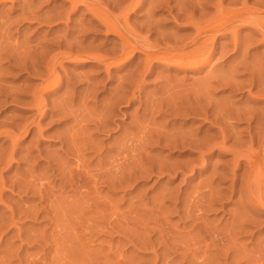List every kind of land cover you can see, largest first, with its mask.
<instances>
[{
	"label": "rangeland",
	"instance_id": "374dc122",
	"mask_svg": "<svg viewBox=\"0 0 264 264\" xmlns=\"http://www.w3.org/2000/svg\"><path fill=\"white\" fill-rule=\"evenodd\" d=\"M0 1V264H264V206L255 204L257 192L243 181L248 167L237 169L238 188L230 193L235 150L211 146L224 125L232 135L228 144L238 138L246 152L249 133L262 128L255 118L264 116V36L257 24L223 25L220 18L241 9L244 18H264V0H188L183 5L192 12L188 17L184 11L176 16V3L186 0H160L167 5L159 6L143 0L128 13L136 32L132 45L158 47H138L128 60L119 57L114 63L55 55L62 38L73 50L120 53V37L106 31L84 5ZM113 1L102 0L103 7L109 9ZM217 19L221 25L212 23ZM196 22L217 26L212 35L203 34L210 40L201 36L213 52L198 70L146 61L144 48L159 56L191 50ZM52 63L58 75L52 79L59 84L36 106L41 74ZM190 93H201L197 104ZM173 98L181 100L174 103L179 110L207 105L216 111H175L168 106ZM194 140L197 145L190 148ZM252 147L262 149L258 141ZM216 231L219 238L212 237ZM226 236H233L230 248L222 245Z\"/></svg>",
	"mask_w": 264,
	"mask_h": 264
},
{
	"label": "bare ground",
	"instance_id": "6f19581e",
	"mask_svg": "<svg viewBox=\"0 0 264 264\" xmlns=\"http://www.w3.org/2000/svg\"><path fill=\"white\" fill-rule=\"evenodd\" d=\"M111 1L112 0H110V4H111ZM118 1V0H117ZM161 1H164V0H161ZM176 1V0H175ZM179 1V0H178ZM187 1L188 0H186L185 2H178V3H176V5L177 4H180L178 7L177 6H175L176 8H174V7H172V9L174 8V9H176V16H180V15H182V14H184V12L185 13H187V14H185L187 17L188 16H191V14H192V12L190 13V11H189V13H188V11L186 12L185 11V7H183V5H185V3L187 4ZM191 1V0H190ZM1 2V1H0ZM70 2H71V6H72V9H76V8H78V7H80V5H84L85 7H86V10L88 11L89 10V12H91L92 14H93V17L95 16L97 19H98V21L102 24V25H104V27H106V31H110L111 33H114V34H116L118 37H120V40L122 41V45H123V47H122V49H121V51H120V53L119 54H115V55H112V56H108V55H105V54H102V53H100V52H98V49L97 50H93L92 49V51H90V50H88L87 51V49H86V51H81V49L80 50H78L77 48H76V50H73L72 48H69V45H67L69 42V40H67L66 41V39H64V38H62V41L60 42V49L56 52V54L55 55H58L59 56V58H62V59H69V58H78V56H80V58H82L81 56H85V57H87L88 59L87 60H91V59H94V60H96V61H99V62H105L106 60H109V59H116V58H119V57H121V58H119L118 60L120 61V60H128L132 55H133V53H134V51H135V49L137 48L138 49V47L139 46H137V45H132V40L135 38V33H134V31H135V29L134 28H132L131 26H130V24H129V22H128V13H129V11H135V10H137L139 7H141L142 6V2H143V0H127V2H126V0H125V2H126V4L123 2L122 4H125V5H123L122 6V4H121V6H118L117 5V3H116V1L114 0L113 1V3L114 4H112V7H110L109 9H107V8H104L103 6V2H102V0H70ZM105 2H107V1H105ZM152 2H156V3H158V4H155V5H162V3H165V2H162V3H160V0H155V1H152ZM168 2V1H167ZM192 2V1H191ZM191 2H189V3H191ZM32 3V2H31ZM151 3V2H150ZM182 3V4H181ZM193 3V2H192ZM106 4V3H105ZM108 4V3H107ZM110 4H108V5H110ZM166 5H167V3H165ZM194 4V3H193ZM193 4H190V5H192L193 6ZM119 5H120V3H119ZM153 4H151V6H152ZM155 5H153V6H155ZM190 5H188V6H190ZM182 6V7H181ZM187 6V5H186ZM29 7H30V5H29ZM117 7H119L120 8V12H119V9H118V11L117 12H119V13H117V14H115L114 13V10L117 8ZM221 7V6H220ZM247 6H245V7H243V10L244 9H246V11H249L247 8H246ZM112 8V9H111ZM115 8V9H114ZM218 8V7H217ZM29 9H31V8H29ZM71 9V8H70ZM187 9V8H186ZM193 10L194 9H196L195 7L194 8H192ZM222 9V8H221ZM117 10V9H116ZM242 10V9H241ZM240 10V11H241ZM73 11V10H72ZM184 11V12H183ZM218 11H223V10H219L218 9ZM236 11V10H235ZM240 11L238 12V10L233 14V15H228V13H227V16L225 15V19H223V18H220V20H224V21H222L223 22V25H225V24H227L228 25V23H231L232 24V22L233 21H241V22H246V21H249V22H252V23H254V24H257V29L256 30H258V32L260 31V33L262 34V36H264V18H254L253 20H252V18H244L243 17V15H241L240 14ZM27 12H29L28 11V9H27ZM27 12H25V13H27ZM31 12V11H30ZM250 12H252V11H250ZM223 13V12H222ZM241 13H244V12H241ZM34 14V13H33ZM58 14V13H57ZM115 14V15H114ZM175 14V13H174ZM224 14H226L225 12H224ZM240 14V15H239ZM27 15V14H26ZM31 15V14H30ZM29 16V15H28ZM27 16V17H28ZM32 16V15H31ZM175 16V15H174ZM50 17H51V15H50ZM59 17V16H58ZM58 17H56V14H55V18L56 19H58ZM94 17V18H95ZM240 17H243L242 19L240 18ZM52 18V17H51ZM54 18V19H55ZM95 18V19H96ZM217 18V17H216ZM59 19H61V18H59ZM215 19V18H214ZM212 20V19H211ZM219 19H217L216 21H213L212 23H217L218 24V21ZM218 21V22H217ZM193 22V21H192ZM221 22V21H220ZM220 22H219V24H220ZM81 23V22H80ZM193 24H196V26H194V28H196L195 29V35L193 36V38H192V43L194 44V47L191 49V50H188V51H184L183 52V50L181 51L180 50V52H178V53H175V51H173L174 52V54H173V52H171L170 54L171 55H166V56H163V54L161 55V56H159V53H158V55H156L157 53H156V51H150V50H147L146 48H144L145 50V54H146V61L148 60V61H152V60H165L166 62H168V61H170V63L172 62V64H174V65H176V66H179V67H184V68H189V69H197V68H200L201 66H203V64H205V62H206V60L208 59V57H210L209 55L210 54H212V53H210V52H213V51H208V46H209V43H208V41H205V40H203V41H200V39H201V36L203 35V34H206L207 36L209 35V34H207L208 32H212V31H214L216 28H217V26L215 27V26H213V25H210V26H208L207 24H208V22H207V24L205 25V26H203V24L201 25L200 23V25H198V23L196 22V23H193ZM217 24H215V25H217ZM231 24H230V26H231ZM77 25V24H76ZM221 25V24H220ZM78 26H81V25H78ZM89 25H87V26H85V28H84V26H82L84 29L83 30H88L89 28H87ZM81 27V28H82ZM236 27V26H235ZM81 28H79L80 30H82ZM79 29H77V30H79ZM82 30V31H83ZM220 30V29H219ZM234 29H232V31H233ZM235 31H236V29H235ZM85 32V31H84ZM218 32V31H217ZM79 33V32H78ZM213 33V32H212ZM212 33H211V35H212ZM215 33V32H214ZM236 33V32H235ZM234 32L232 33L234 36H232V37H234V38H237L236 37V35L237 34H235ZM67 34V33H66ZM82 35H83V33H81ZM78 37V36H77ZM84 37V36H83ZM203 37V39L205 38V35H203L202 36ZM210 37V36H209ZM208 37V38H209ZM216 37V36H215ZM85 38V37H84ZM83 38V39H84ZM208 38H205V39H208ZM234 38H233V40H234ZM74 39H77V38H74ZM143 39V38H142ZM238 39V38H237ZM262 39H264V37H262ZM72 40V39H71ZM70 40V41H71ZM79 40V39H78ZM135 40V39H134ZM208 40H210V39H208ZM213 40V39H212ZM211 40V41H212ZM236 40V39H235ZM234 40V41H235ZM144 41V40H143ZM214 41V40H213ZM212 41V42H213ZM75 42H76V44H80V46H82L81 45V43L80 42H82L81 41V39L79 40V42L77 41V40H75ZM84 42V41H83ZM134 42V41H133ZM141 42V41H140ZM236 42H238V40L236 41ZM235 42V43H236ZM71 43V42H70ZM136 43V42H135ZM178 44H180V43H178ZM189 44V43H188ZM66 45V47H63V46H65ZM143 45V46H142ZM170 45V44H169ZM184 45V44H183ZM141 46L142 47H147V48H151V47H153L151 44H149L148 45V43L146 44V42L144 43H142L141 44ZM149 46H151V47H149ZM213 46H214V43H213ZM212 46V47H213ZM71 47H72V44H71ZM78 47V46H77ZM142 47L140 48V49H142ZM155 48H157L156 46H154ZM168 47V46H167ZM170 47V46H169ZM186 47V46H185ZM189 47H190V45H189ZM63 48V49H62ZM75 48V47H74ZM176 48V47H175ZM236 48H238V47H236ZM0 49H2V48H0ZM151 49H153V48H151ZM171 49V48H170ZM82 50H83V48H82ZM139 50V49H138ZM158 50H160V48L158 49ZM169 50V49H168ZM173 50V49H172ZM178 50V49H177ZM143 51V52H144ZM162 51V50H161ZM167 51V50H166ZM160 52V51H159ZM170 51H168L167 52V54L169 53ZM182 52V53H181ZM32 53V52H31ZM31 53H28V55L29 54H31ZM43 53V52H42ZM41 53V54H42ZM154 53H156V54H154ZM161 53V52H160ZM164 53V52H163ZM1 54V53H0ZM6 54H10V53H7L6 52ZM25 54V53H24ZM33 54V53H32ZM14 55V54H13ZM12 55V56H13ZM22 55V54H21ZM26 55V54H25ZM28 55H26V56H28ZM35 55V54H34ZM54 55V56H55ZM1 56V55H0ZM8 56H10V55H8ZM19 55H17V57H18ZM23 57H25L24 55H22ZM33 56V55H32ZM36 56H38L37 54H36ZM23 57H22V59H23ZM30 57V56H29ZM1 58V57H0ZM35 57H33V59H34ZM40 58V57H39ZM58 57H56V59H55V61H54V64H55V62L57 61V59H59ZM21 59V58H20ZM38 59V58H37ZM41 60V59H40ZM24 61V60H23ZM23 61L22 62H18V63H23ZM38 61V60H37ZM114 62H116V60H114V61H112V63H114ZM118 62V61H117ZM158 62V61H157ZM29 63V62H28ZM35 63H36V61L35 60H32L31 62H30V67H33L34 65H35ZM169 63V62H168ZM167 63V64H168ZM53 63H52V65L51 66H49V65H47L46 66V70H47V72H45V73H47L46 74V76H45V73L42 75L41 74V83L43 84V86H42V88H41V90H39V92L36 94L37 95V97L36 96H34V98H36L35 99V101L37 102V104H36V102H35V104H36V106H39V105H41V103H42V101H43V99H44V97H43V95L45 94V93H48V92H50V91H52V90H54V88H56L57 86H58V84H59V79H52L53 78V75H54V73H55V65H54ZM57 64V63H56ZM149 64V63H148ZM22 65V64H21ZM49 66V67H48ZM198 70V69H197ZM40 73H43V72H40ZM56 75H57V73H55ZM207 74H208V72H207ZM39 76V75H38ZM45 76V77H44ZM58 76V75H57ZM208 76V75H207ZM218 76V75H217ZM254 76H255V73H254ZM253 76V77H254ZM257 76V75H256ZM203 77V76H202ZM201 77V78H202ZM211 77H212V75H211ZM222 77V76H221ZM252 77V78H253ZM56 78H58V77H56ZM208 77H206V79H207ZM213 78V77H212ZM225 78V77H224ZM227 78V77H226ZM251 78V77H250ZM254 78H256V77H254ZM204 79V78H203ZM205 79V80H206ZM209 79V78H208ZM215 79V78H214ZM222 79H223V77H222ZM229 79H231L230 77H229ZM228 79V80H229ZM258 78H256V80H257ZM200 80V79H199ZM219 81H221L220 79H218ZM225 80V79H224ZM231 80H233V81H235V77L234 78H232ZM250 81H252L251 79H249ZM256 80H255V82H256ZM259 81L261 80V79H258ZM194 81V80H193ZM233 81H231L233 84L235 83V82H233ZM258 81V82H259ZM176 82H178V81H176ZM182 82V81H181ZM181 82H179V83H181ZM201 82V81H200ZM199 82V83H200ZM208 82H210V81H208ZM212 82V81H211ZM210 82V83H211ZM225 82V81H224ZM227 82H229V81H226V83ZM230 82V83H231ZM237 82H239V81H237ZM253 84H254V79H253ZM258 82L256 83V84H258ZM184 83V82H183ZM193 83V82H192ZM205 83V82H204ZM209 83V84H210ZM222 83H223V81H222ZM221 83V84H222ZM225 83V84H226ZM242 83V82H241ZM241 83L239 84H234V85H237V86H240L241 85ZM261 82H259V84H260ZM206 84V83H205ZM208 84V83H207ZM224 84V85H225ZM168 85H169V83H168ZM173 85V84H172ZM177 85V84H176ZM185 86H186V84H184ZM196 85V84H195ZM200 85H202L201 83H200ZM234 85L232 86V84H230L229 86H232V87H234ZM255 85V84H254ZM261 85V84H260ZM181 86V85H180ZM189 86V85H188ZM207 87H210V86H208V85H206ZM206 86H201L203 89L206 87ZM212 86V85H211ZM236 86V87H237ZM187 87V86H186ZM195 87V86H194ZM201 87H198L199 89L201 88ZM236 87H234L235 89H236ZM196 88V87H195ZM195 88H191V90H196ZM212 88V87H211ZM238 88V87H237ZM185 89L186 88H184L183 89V91H185ZM188 89V88H187ZM203 89H202V91H203ZM210 89V88H209ZM209 89H207L208 91H209V93H210V90ZM262 89H264V88H262ZM261 89V90H262ZM182 90V89H181ZM201 90V89H200ZM205 90V89H204ZM207 90L204 92V94H207ZM178 91H179V89H178ZM189 91L190 90H188V93H189ZM202 91H200L201 93H202ZM119 92V91H118ZM171 92V91H170ZM169 92V93H170ZM177 92V91H176ZM186 92V91H185ZM192 92V91H191ZM198 92V91H197ZM168 93V94H169ZM178 93V92H177ZM180 93H181V91H180ZM182 93H184V92H182ZM200 93V94H201ZM174 93H172V94H169V97H170V95H172L171 97H173L174 95H173ZM179 94V93H178ZM187 94V93H186ZM191 94L192 93H190V97H191ZM193 94H195L194 93V91H193ZM197 94H199V93H196V95L195 96H192L190 99H191V101H192V98H195L196 99V96H198ZM199 94V95H200ZM116 95H118L119 96V93H117ZM175 95H176V93H175ZM184 95V98H185V93L184 94H182V96ZM212 95V94H211ZM133 96V95H132ZM132 96H130L128 99H132L133 97ZM177 96V95H176ZM206 96V95H205ZM207 96H209V95H207ZM207 96H206V98H205V100L207 99ZM199 97V96H198ZM197 97V99H199ZM201 97V96H200ZM210 97V96H209ZM177 98V97H176ZM179 98H180V95H179ZM183 98V97H182ZM181 98V99H182ZM183 98V99H184ZM203 98V94H202V97L200 98V99H202ZM178 99V98H177ZM195 99H193V101L195 100ZM197 99L195 100V102L197 101ZM213 99V98H212ZM211 99V100H212ZM169 100V99H168ZM173 100V101H172ZM172 100H169L170 102H172L171 104H167L170 108H172V109H174L175 111H178L180 108V106H177V105H175L176 103H178V101L180 100H174V98L172 99ZM185 100H187L186 98H185ZM184 100V101H185ZM129 102L131 101V100H128ZM167 101V100H166ZM181 101V100H180ZM209 101V100H208ZM183 102V101H182ZM203 103L204 102V100H200V103ZM175 103V104H174ZM187 103H190V102H187ZM187 103H186V105H187ZM199 103V102H198ZM208 103V102H207ZM207 103H205L204 102V104H207ZM214 103V102H213ZM216 103H218V102H216ZM190 104H192V103H190ZM194 104H197V102L196 103H194ZM210 104H212V103H210ZM181 105H184V104H181ZM223 105V104H222ZM232 105V104H231ZM231 105H229V107L231 106ZM111 106V105H110ZM189 106V105H188ZM192 106H194V105H192ZM200 105H195L194 106V110H193V107H187L186 106V108L185 109H181V110H179V111H182V110H184V111H186V113H190V112H193V111H196V112H199V113H201V112H203L204 114H213V112H215V111H213L212 113H211V111H210V109L208 110V108L206 107L207 105H203V107L202 108H200L199 107ZM213 106V105H212ZM218 106V105H217ZM42 107V106H41ZM184 107V106H183ZM219 107V106H218ZM224 107V106H223ZM182 108V107H181ZM220 108V107H219ZM218 108V109H219ZM221 109H223L222 107H221ZM226 109V108H225ZM203 110V111H202ZM214 110V109H213ZM234 110H236V109H234ZM238 110V109H237ZM218 111V110H217ZM222 111V110H221ZM220 111V109H219V112H221ZM236 113H237V111H235ZM235 112H232V116L234 115V113ZM239 112H244V111H239ZM202 113V114H203ZM231 113V111L230 112H228V111H226L225 112V114H224V112H223V114L224 115H227V114H230ZM235 113V117H237V116H241L242 118H243V116L244 115H246V114H243V113H240V115H239V113H238V115ZM245 113V112H244ZM216 114V113H215ZM222 114V113H221ZM243 116H242V115ZM220 115V113H218V116ZM224 115H221L220 117H222V116H224ZM204 116V115H203ZM208 116V115H207ZM250 116V115H249ZM253 116H254V114H253ZM258 116V115H257ZM226 116H224V118H225ZM229 117V116H228ZM230 117H231V114H230ZM229 117V118H230ZM238 117V118H239ZM244 117H247V116H244ZM255 117V116H254ZM218 118V117H217ZM223 118V117H222ZM227 118V117H226ZM229 118H227V119H229ZM250 118V117H249ZM248 118V119H249ZM257 121H258V124L260 123V124H262V128L261 129H259V128H256V127H253L254 128V130H253V132H251V133H249V139L248 140H246V142L248 143V145L246 146V152H243V150H242V147L241 146H239V145H241L242 143H241V141H240V143L241 144H239L238 145V143H239V139L237 138L238 136H236V140L234 141V142H232V143H230V144H228V141L231 139V137H232V135H230L229 133H227L226 132V129H224L223 127H224V125H220L219 127H218V134H219V136L217 137L216 136V138L218 139V140H216V138L214 139V141L211 139V142L213 143V144H211V146L212 147H216V148H218V149H221V148H228V149H226V150H235V157H233L234 158V160H235V167L233 168V169H228L229 171L228 172H230L229 174L231 175V181H232V183H231V188H230V193H232V194H234L235 192H236V189L238 188H236V181H237V179H238V175L240 176V174L237 172V169L238 168H240V166L242 165V164H246V166L248 167V176H246V180H244L243 178V175L241 174V176L243 177L242 179H243V181H247V185L246 186H248L249 187V189L251 190V189H253V190H255L256 192H257V194H256V196H254L252 199H253V201L255 202V204L257 203L258 205H261V206H264V116H261V117H257V118H255ZM222 120V119H221ZM253 120H254V118H253ZM225 121H226V119H225ZM215 122V121H214ZM218 123V122H217ZM222 123V122H221ZM221 123H218V125L219 124H221ZM227 125V124H226ZM223 126V127H222ZM259 127V126H258ZM261 134V135H260ZM160 140H162V138L159 136L158 137V141H160ZM200 140V139H199ZM168 141V140H167ZM170 141V140H169ZM168 141V142H169ZM209 141V140H208ZM255 141L257 142H259L260 143V145L262 146V149H261V147H259V148H257V149H255L254 147H252L253 146V143H255ZM171 142V141H170ZM194 142V143H193ZM191 144L189 143V144H187L190 148L192 147L193 148V145L195 144V145H197V142L198 141H196V140H194ZM208 143V142H207ZM244 143V142H243ZM199 144H202V142H201V140H200V143H198V145ZM203 144H206V142H203ZM210 144V143H209ZM208 145V144H207ZM244 146V145H243ZM188 147V148H189ZM194 149H195V147H194ZM222 150V149H221ZM239 150V151H238ZM236 151H238L237 153H236ZM232 152H234V151H232ZM233 160V161H234ZM78 173H80V172H78ZM77 173V174H78ZM82 173V172H81ZM81 173H80V175H81ZM217 174H221L222 175V173L221 172H217ZM83 175V174H82ZM81 175V176H82ZM219 176V177H222V176ZM247 175V174H246ZM85 176V175H84ZM84 176H82V178L84 177ZM85 179V178H84ZM242 181V182H243ZM243 184V183H242ZM241 187H242V185H241ZM247 187V188H248ZM218 193H219V191H218ZM252 195H253V193H252ZM40 196H41V198H43L44 197V193L42 192V190H41V192H40ZM248 200V199H247ZM253 202V203H254ZM240 226H242V223H238V226L237 227H240ZM200 227V226H199ZM197 229V228H196ZM209 229V228H208ZM206 228H205V232H206ZM198 231V230H197ZM211 231V235H213L214 233V231H212V230H207V232L206 233H208V232H210ZM216 233H217V231H216ZM230 233V231L228 232V234ZM232 233V232H231ZM227 234V233H226ZM219 232L217 233V234H215L214 236H212V237H218L219 238ZM233 235V234H232ZM229 236V235H228ZM221 237V236H220ZM227 237V236H226ZM233 237V236H232ZM232 237H231V239L229 238V237H227L228 239H229V244H228V242H225L226 240H227V238L225 239V241H223V243H222V245L224 244V247H227V245L229 246L230 244H233V243H230V241L232 240ZM216 239V238H215ZM217 240V239H216ZM227 243V244H225V243ZM231 242H233V241H231ZM230 247H232L231 245L229 246V247H227V248H230ZM233 256H236L237 255V253H234L233 252ZM226 256H227V258L228 257H230V253L227 251L226 252ZM238 260V259H237ZM241 264H246V262H242Z\"/></svg>",
	"mask_w": 264,
	"mask_h": 264
}]
</instances>
